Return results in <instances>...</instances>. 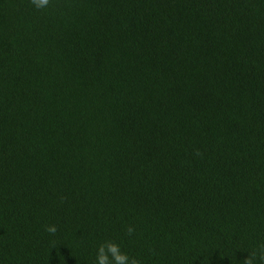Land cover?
<instances>
[{
    "label": "trees",
    "instance_id": "1",
    "mask_svg": "<svg viewBox=\"0 0 264 264\" xmlns=\"http://www.w3.org/2000/svg\"><path fill=\"white\" fill-rule=\"evenodd\" d=\"M107 240L141 264L264 244V0H0V264Z\"/></svg>",
    "mask_w": 264,
    "mask_h": 264
},
{
    "label": "clouds",
    "instance_id": "2",
    "mask_svg": "<svg viewBox=\"0 0 264 264\" xmlns=\"http://www.w3.org/2000/svg\"><path fill=\"white\" fill-rule=\"evenodd\" d=\"M30 3L37 9H44L49 5L50 0H30ZM44 227L50 234L54 235L57 232L55 225H46ZM134 233L135 228L129 225L127 234L131 236ZM257 259L264 262V244H261L258 249H254L248 259L244 261V264H255ZM96 264H141V261L135 257H130L126 252L122 251L119 243L107 240L97 247Z\"/></svg>",
    "mask_w": 264,
    "mask_h": 264
}]
</instances>
